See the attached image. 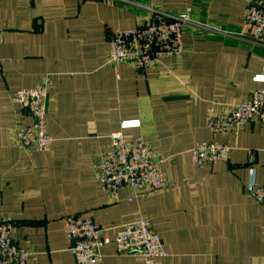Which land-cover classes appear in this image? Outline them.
Segmentation results:
<instances>
[{
    "label": "crops",
    "instance_id": "0c3cea01",
    "mask_svg": "<svg viewBox=\"0 0 264 264\" xmlns=\"http://www.w3.org/2000/svg\"><path fill=\"white\" fill-rule=\"evenodd\" d=\"M251 0H0V217L30 264H78L64 232L67 215L92 216L114 237L128 223L149 219L169 254L156 264H264V204L246 191L250 167L264 183V122L237 135L210 130V109L244 102L264 82V44L244 34ZM151 8L193 10L184 53L139 71L116 68L109 38L149 20ZM49 80L48 152H28L15 140L13 93ZM139 125L122 128L123 121ZM144 137L153 145L168 187L117 199L97 179L95 155L111 134ZM232 144L228 161L196 166L192 150L205 141ZM252 151V153L250 152ZM101 264H146L140 256L104 247Z\"/></svg>",
    "mask_w": 264,
    "mask_h": 264
},
{
    "label": "built area",
    "instance_id": "2783aa9c",
    "mask_svg": "<svg viewBox=\"0 0 264 264\" xmlns=\"http://www.w3.org/2000/svg\"><path fill=\"white\" fill-rule=\"evenodd\" d=\"M149 20L134 27L113 32L109 38V63L118 68L130 64L139 71L161 65L163 57H180L184 51V28L192 22L193 10L179 13L151 8ZM244 34L256 43L264 44V0H251L246 8ZM4 34L0 31V70L2 68L1 45ZM255 79L264 82V69ZM49 80L41 85L18 89L12 101L18 115L29 116L31 122L19 121L14 137L18 145L28 152H48L54 143L48 131ZM211 131L226 137L237 135L248 122H264V88L255 89L248 99L217 113L208 111ZM139 120L123 121L122 128L139 125ZM235 147L218 141L199 143L192 150V159L202 168L208 162L228 161ZM252 153V151H250ZM150 141L142 136L128 139L123 129L111 134V146L95 155L97 179L113 199H117L126 187L135 189V195L163 191L168 187L163 168L155 160ZM250 179L246 186L249 196L258 204H264V183L256 179L257 170L250 167ZM64 232L69 249L78 264H101L104 247L114 243L120 255L140 256L146 264H156L159 257L169 254L162 236L149 219H140L121 226L114 237L92 216L67 215L63 218ZM15 221L11 216L0 217V264H30L32 252L19 245L13 237Z\"/></svg>",
    "mask_w": 264,
    "mask_h": 264
},
{
    "label": "rangeland",
    "instance_id": "374dc122",
    "mask_svg": "<svg viewBox=\"0 0 264 264\" xmlns=\"http://www.w3.org/2000/svg\"><path fill=\"white\" fill-rule=\"evenodd\" d=\"M193 21V20H192ZM190 23V22H189ZM188 24V23H187ZM187 24L185 25V27L187 26ZM184 31H185V28H184ZM208 116V115H207ZM207 121H208V117H207Z\"/></svg>",
    "mask_w": 264,
    "mask_h": 264
}]
</instances>
